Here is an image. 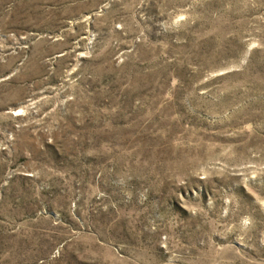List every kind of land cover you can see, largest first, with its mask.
Listing matches in <instances>:
<instances>
[{
    "label": "rangeland",
    "instance_id": "obj_1",
    "mask_svg": "<svg viewBox=\"0 0 264 264\" xmlns=\"http://www.w3.org/2000/svg\"><path fill=\"white\" fill-rule=\"evenodd\" d=\"M0 264H264V0H0Z\"/></svg>",
    "mask_w": 264,
    "mask_h": 264
}]
</instances>
